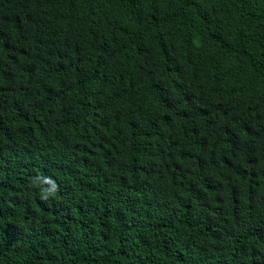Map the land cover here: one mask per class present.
<instances>
[{
  "label": "trees",
  "instance_id": "obj_1",
  "mask_svg": "<svg viewBox=\"0 0 264 264\" xmlns=\"http://www.w3.org/2000/svg\"><path fill=\"white\" fill-rule=\"evenodd\" d=\"M0 264H264V0H0Z\"/></svg>",
  "mask_w": 264,
  "mask_h": 264
},
{
  "label": "clouds",
  "instance_id": "obj_2",
  "mask_svg": "<svg viewBox=\"0 0 264 264\" xmlns=\"http://www.w3.org/2000/svg\"><path fill=\"white\" fill-rule=\"evenodd\" d=\"M30 188L39 189V198L42 201H47L49 198L54 197L59 190V185L51 177L38 175L31 178Z\"/></svg>",
  "mask_w": 264,
  "mask_h": 264
}]
</instances>
